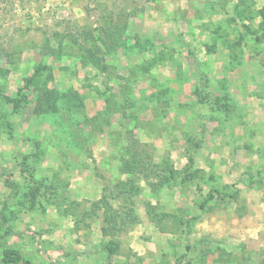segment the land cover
<instances>
[{
	"label": "rangeland",
	"instance_id": "374dc122",
	"mask_svg": "<svg viewBox=\"0 0 264 264\" xmlns=\"http://www.w3.org/2000/svg\"><path fill=\"white\" fill-rule=\"evenodd\" d=\"M0 216V264H264V0H0Z\"/></svg>",
	"mask_w": 264,
	"mask_h": 264
},
{
	"label": "trees",
	"instance_id": "16d2710c",
	"mask_svg": "<svg viewBox=\"0 0 264 264\" xmlns=\"http://www.w3.org/2000/svg\"><path fill=\"white\" fill-rule=\"evenodd\" d=\"M132 145H133V147L135 148V145H136V141H135V140H132ZM135 149H136V148H135ZM136 151H138V150L136 149ZM210 195H212V194H210ZM210 197H212V196H210ZM0 225H1V226H4L6 230H9V229H10V228L7 226L5 220L3 219L2 216H0Z\"/></svg>",
	"mask_w": 264,
	"mask_h": 264
}]
</instances>
